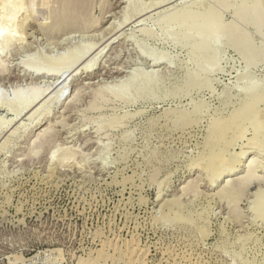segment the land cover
Segmentation results:
<instances>
[{"label": "rangeland", "instance_id": "obj_1", "mask_svg": "<svg viewBox=\"0 0 264 264\" xmlns=\"http://www.w3.org/2000/svg\"><path fill=\"white\" fill-rule=\"evenodd\" d=\"M77 1L0 0V264H264V0ZM190 7L210 25L174 19ZM250 85L257 109L219 145L243 156L212 175L211 123ZM30 86L40 96L14 103Z\"/></svg>", "mask_w": 264, "mask_h": 264}, {"label": "bare ground", "instance_id": "obj_2", "mask_svg": "<svg viewBox=\"0 0 264 264\" xmlns=\"http://www.w3.org/2000/svg\"><path fill=\"white\" fill-rule=\"evenodd\" d=\"M62 1H64L65 2V0H62ZM77 1V0H76ZM80 2L82 1V0H79ZM85 1V0H84ZM83 1V2H84ZM90 1V0H89ZM257 1V0H256ZM255 1V2H256ZM2 2H4V1H2ZM2 2H1V5H3L4 3H9V1L8 2H4L3 4H2ZM10 2H14V1H10ZM22 2V1H21ZM63 2V3H64ZM78 2V1H77ZM79 2V3H80ZM19 3V2H18ZM82 3V2H81ZM81 3H80V5H81ZM257 3H258V1H257ZM10 4H12V3H10ZM14 4H16V2H14ZM65 4V3H64ZM9 5V4H8ZM23 5V4H22ZM66 5V4H65ZM78 5V4H77ZM79 5V6H80ZM5 6V5H4ZM9 6H13V5H9ZM16 6H18V7H20L21 5H20V3L19 4H16V5H14V8H13V10L14 11H16V9L18 8V7H16ZM67 6V5H66ZM255 6H257V4H255ZM2 7V6H1ZM16 7V8H15ZM22 7H24V6H22ZM22 7H20V8H22ZM68 9H69V11H70V14L73 12V10H74V0H68ZM5 8V7H4ZM11 8V7H10ZM20 8H18V9H20ZM67 8H65V10H66ZM84 9H86V8H84ZM195 9V8H194ZM1 10H3V9H1ZM62 10V9H61ZM78 10V9H77ZM196 10V9H195ZM22 11V10H21ZM64 11V10H63ZM26 11H24V13H25ZM68 12V11H67ZM79 12H81V11H79ZM82 12H84V11H82ZM204 12V11H203ZM4 12H2L1 14H3ZM12 13H13V11H12ZM14 13H16V12H14ZM17 13H19L18 11H17ZM16 13V14H17ZM23 13V14H24ZM66 13V12H65ZM64 13V14H65ZM258 13H259V11H258ZM257 13V14H258ZM70 14L68 13V15H69V19L70 20H72V17L70 16ZM83 14H85V13H83ZM260 14V13H259ZM258 14V15H259ZM4 15V14H3ZM6 15H8L7 17H9V16H12L13 14H11V15H9V14H6ZM28 15V14H27ZM55 15V14H54ZM61 15V14H60ZM77 16H78V14H76ZM1 17H3V16H1ZM6 17V18H7ZM13 17H16V15L14 16L13 15ZM53 17V16H52ZM5 18V17H4ZM5 18V19H6ZM61 18H63V17H61ZM61 18H59V19H61ZM1 19V18H0ZM11 19H15V18H10L9 20H11ZM56 19V18H55ZM74 19H76V18H74ZM174 19L175 20H178L179 22H181V23H183L184 21H193L194 22V24L193 23H191V24H193L194 26H191V24H188V22L187 23H185V25L186 24H188V27L189 26H191L192 27V29H195L194 27H195V25H196V23H197V27L196 28H198V24H201V22L203 21H205V23L208 21L209 23H210V20L208 19V15H206V13L205 14H202L201 13V10H200V12H198V9H197V11H194L191 7L190 8H185V9H183V10H181V11H179L178 13H177V15L174 17ZM57 20V19H56ZM67 20V22H63L64 20H60V21H62V23L64 24V23H66L64 26H68L69 24H70V26L72 25L71 23H70V21H68V19H66ZM7 21V20H6ZM14 21V20H13ZM52 21V20H51ZM59 21V20H58ZM201 21V22H200ZM12 22V21H11ZM15 22V21H14ZM78 22H80V21H78ZM199 22V23H198ZM207 22V24H209ZM4 23V22H3ZM7 23H9V21L7 22ZM35 23V22H34ZM59 24L61 23V22H58ZM58 23H56V25H57V28L58 27H60V25L58 24ZM73 23H75L74 21H73ZM13 24V23H12ZM49 24H50V22H49ZM59 25V26H58ZM210 25V24H209ZM10 26H11V24H10ZM52 26V25H51ZM190 27V28H191ZM44 28V27H43ZM49 28V27H48ZM51 28V27H50ZM53 28V27H52ZM51 28V29H52ZM61 28H64L65 29V27H60L59 29H61ZM5 29V28H4ZM6 29H8V28H6ZM11 29V28H10ZM63 29V30H64ZM54 30V29H53ZM52 30V31H53ZM58 30V29H57ZM2 31H4V32H2ZM2 31H1V34H2V36L9 42V41H11L12 42V38H14L15 37V35L14 34H11V33H13L12 31H10L11 33H9V34H6L5 33V31L6 30H3L2 29ZM7 32H9V31H7ZM3 33H5V34H3ZM208 37V36H207ZM19 39V38H18ZM206 40H208L205 36H204V38H202V40H199V41H197V43H196V46L194 47L195 48V50L196 49H202V50H199V51H203L202 53L204 54V56H205V53L204 52H207V51H205V50H209V52H210V54L208 53L205 57H204V59L203 58H201V59H203V63H205L204 61H206V64L211 60V59H216V61L218 60V53H219V45L216 43V44H211V46H208V42L206 41ZM18 41H20V40H18ZM208 43V44H207ZM207 46H208V49H207ZM203 47H206V48H204V50H203ZM211 47V48H210ZM197 52V51H196ZM196 52H195V54H196ZM194 51L192 50V51H190V53H189V57H193L194 55ZM203 56V55H202ZM66 58H68V56H65ZM72 57V56H71ZM200 57L201 56H199V59H200ZM64 59V57L62 58V59H64V60H67V59ZM195 58V57H194ZM69 59H72V58H69ZM192 59V58H191ZM208 59H210V60H208ZM64 60H63V62H64ZM73 60V59H72ZM60 61V60H59ZM58 61V62H59ZM71 60H69V61H67V62H70ZM199 61H201L200 63H202V60H198L197 61V63L196 64H199ZM208 61V62H207ZM66 62V61H65ZM66 62V63H67ZM59 63H62V61L61 62H59ZM66 63H62V64H59V66L60 65H63V64H66ZM72 62H70L69 64H71ZM54 64H56V63H54ZM69 64H67V65H69ZM215 64H216V62H215ZM57 65V64H56ZM201 65V64H200ZM199 65V66H200ZM203 65H205V64H203ZM208 65V64H207ZM34 66V67H33ZM62 67V66H61ZM63 67H65V66H63ZM63 67H62V69H63ZM69 67H70V65H69ZM29 68H31V67H29ZM32 68L34 69V70H32V71H30L31 72V75H33V74H35V76H42V77H44V76H47V77H49V76H54V75H56V74H58V72L60 73V71H62V70H60L59 68L60 67H58V66H56V67H51V65H50V68H52V69H50V68H48L47 67V69H44L45 67H42V66H35V65H32ZM56 68V69H55ZM68 68V67H67ZM67 68H64V69H67ZM203 68H205V66L203 67ZM202 68V69H203ZM69 69V68H68ZM196 69H197V67H196ZM198 69H199V67H198ZM201 69V68H200ZM201 69V70H202ZM29 70V69H28ZM58 70H60V71H58ZM67 71V70H66ZM187 71H188V73L186 74L187 76L189 75V78H191L190 76H192L191 74H189L190 72H189V70L187 69ZM190 71H192L191 73L192 74H194L196 71L195 70H190ZM195 71V72H194ZM68 72V71H67ZM87 72H89V70L87 71ZM197 72L199 73V70H197ZM28 73V72H27ZM64 73V72H63ZM62 73V74H63ZM197 73V74H198ZM195 75V74H194ZM194 75H193V77H194ZM75 75L73 74V76H72V78L74 77ZM184 76V75H183ZM186 76V77H187ZM197 76V75H196ZM185 77V76H184ZM45 78V77H44ZM58 78V77H57ZM131 79H134V78H131ZM176 79V78H175ZM187 79V78H186ZM185 79V80H186ZM33 80V79H32ZM41 80V79H40ZM46 80V79H45ZM52 80V79H51ZM162 80V79H161ZM184 80V81H185ZM188 80V79H187ZM193 80V79H192ZM202 80H204V79H202ZM34 81H36V80H34ZM39 81V80H38ZM54 81V80H53ZM167 81V80H166ZM195 81V80H194ZM237 81H240V80H237ZM43 82V81H42ZM52 82V81H51ZM55 82V81H54ZM156 83L155 84H157L158 82H157V80L155 81ZM189 82H191V80L189 81ZM188 82V83H189ZM193 82V81H192ZM139 83V82H138ZM180 83H182L181 81H180ZM187 83V84H188ZM32 84H33V82H32ZM53 84V83H52ZM56 84V83H55ZM131 84V83H130ZM134 84V83H133ZM176 84V83H175ZM183 84H186L185 82L183 83ZM197 84V83H196ZM195 84V85H196ZM235 84H237V83H235ZM54 85V84H53ZM132 85V84H131ZM137 85V84H136ZM148 85V84H147ZM192 85H193V83H192ZM135 86V85H134ZM154 86H156V85H154ZM176 86V85H175ZM181 86V85H180ZM184 86V85H183ZM191 86V85H190ZM235 86H237V85H235ZM234 86V87H235ZM39 86H33V87H31L30 86V88H27L26 90H24L23 92H22V89L20 90V91H18L17 92V94H16V96H15V99H14V103H22L23 101H25V100H29V99H31V100H35V99H37L39 96H40V94L42 93V88L40 89V88H38ZM142 87V86H141ZM177 87V88H176ZM176 87H174V85H173V88L172 89H167V87H166V84H164V83H159L156 87H154V89H155V92H160V91H166V90H168L169 92H171V93H174V92H176V90L177 89H181L182 87H180L179 88V83H178V86H176ZM185 87H187V89L189 88L188 86H185ZM194 87V86H193ZM252 86L250 85V86H247L246 87V90H245V92H246V97L242 100V104H240V102H239V104H240V107H239V109L237 108L236 109V111H238V113L235 115V113H234V115H231V117H229V115H226V116H228L227 118L228 119H226V117L224 118L223 116H219V117H217V115H216V117H215V119H216V121L213 119V121H215V122H212L211 123V125L213 126L214 125V128L212 127V129H213V131H211V132H213V137H211L212 136V134L211 135H209L212 139H209V142H210V144H209V146H208V148H207V153L205 154V156H204V159L206 160V162L207 163H209V169L210 168H214V169H221V168H223L224 166H234L235 165V163H237V161H240L239 159H240V155H242L243 156V154H240V152L238 153V154H231V155H228L229 153H230V151H228V148L226 149L228 152V154L226 153V150H224L223 148H220L219 147V145H220V142H221V140H223L222 139V137L224 136V138H225V135H223V134H226L225 133V131L227 132V130H230L229 129V127H231V125H233V123L234 122H236L237 120H239V119H237V118H239V117H242L241 115L245 112V111H247V110H255V109H257V107H256V99H257V96L256 95H254L253 93H254V91L252 90V88H251ZM57 88V87H56ZM140 88V87H139ZM170 88H171V86H170ZM192 88V87H191ZM235 88H238V87H235ZM151 89V88H150ZM149 89V90H150ZM193 89V88H192ZM231 89V88H230ZM47 89H45V91H46ZM149 90H144V88L142 89V90H140L139 91V93L140 94H142V93H144L145 91H147L148 93H151ZM151 90H153V89H151ZM240 90V89H239ZM238 90V91H239ZM55 91V90H54ZM54 91H52V92H54ZM187 91V90H186ZM192 90H190V92H191ZM237 91V92H238ZM153 92V91H152ZM188 92V91H187ZM229 92H230V90H229ZM64 94V93H63ZM183 94H184V92H183ZM188 94H189V92H188ZM229 94H231V93H229ZM185 95H187L186 94V92H185ZM235 95V93L234 94H232L231 96H234ZM48 96V95H47ZM46 96V97H47ZM60 96H62V94L60 95ZM59 96V97H60ZM138 96H139V94H138ZM228 96V95H227ZM262 96V94L258 97V99L260 98ZM229 97H230V95H229ZM236 97V96H235ZM48 98V97H47ZM234 98V97H233ZM232 98V99H233ZM240 98V97H239ZM261 99H262V97H261ZM231 99L229 98L227 101H228V103H229V101H230ZM240 99H238L237 101H239ZM236 101V102H237ZM259 101H261L260 99L258 100V103H259ZM225 102H223L222 104L223 105H227L228 103H226V104H224ZM196 104H197V102H196ZM231 104V103H230ZM195 105V104H194ZM222 105V106H223ZM232 105V104H231ZM258 105V104H257ZM239 106V105H238ZM197 107H199V105H196V108ZM203 107V106H202ZM254 107H256L255 109H254ZM193 108H195V106L193 107ZM195 108V109H196ZM198 109V108H197ZM197 109H196V111H197ZM181 110V109H180ZM260 109H258L257 110V113H258V111H259ZM195 111V112H196ZM236 111H234V112H236ZM186 112V111H185ZM178 113H181V112H179L178 111ZM183 113V112H182ZM198 113V112H197ZM219 113V112H218ZM233 113V112H232ZM231 113V114H232ZM254 113H256V111L255 112H253V114ZM184 114V113H183ZM193 114H196V113H193ZM221 115V114H220ZM248 115V114H247ZM257 115V114H256ZM255 115V116H256ZM260 114H258V117H261V116H259ZM239 116V117H238ZM254 116V115H253ZM263 116V115H262ZM193 117V116H192ZM258 117H255V119L256 118H258ZM190 118V117H189ZM214 118V117H213ZM218 118V119H217ZM243 118V117H242ZM242 118H240L241 120H242ZM263 118H264V116H263ZM194 119V118H193ZM244 119V118H243ZM245 120V119H244ZM247 120V119H246ZM245 120V121H246ZM249 120V119H248ZM257 121V120H256ZM261 121H262V118H261ZM263 121H264V119H263ZM262 121V122H263ZM239 124H241V123H243V122H240V121H237ZM258 122H259V119H258ZM257 122V123H258ZM215 123V124H214ZM246 123V122H245ZM254 124L255 123V121L253 120V121H249L248 122V124ZM256 123V124H257ZM235 124V123H234ZM256 124L254 125L255 126V128H257V126H256ZM245 124L243 123V125H242V127L244 126ZM247 125V124H246ZM239 127H240V125H239ZM264 127V126H263ZM234 129L236 128H238V125H236V126H234L233 127ZM232 128V129H233ZM241 128V127H240ZM246 128V127H245ZM254 128V129H255ZM259 128V127H258ZM238 131H239V129H237ZM240 130H245L244 129V127H243V129L241 128ZM256 130V129H255ZM230 131H234V130H230ZM241 131V132H242ZM263 131V130H262ZM240 132V131H239ZM239 132H237V134H239ZM240 132V133H241ZM244 132V131H243ZM242 132V133H243ZM258 133L257 131H254L253 133ZM264 132V131H263ZM262 132V133H263ZM230 133H232V132H230ZM242 133L240 134L241 136H242ZM261 134V133H260ZM239 135V136H240ZM256 135H259V134H256ZM230 136V135H229ZM252 136H254V135H252ZM255 137H257V136H255ZM229 138H231L232 139V137H229ZM228 138V140H230ZM258 138H260V137H258ZM255 139H257V138H255ZM234 140V139H233ZM248 140L250 141L251 140V138L249 139L248 138ZM254 138L252 137V141H250L251 142V145H252V143L254 144ZM262 140V139H261ZM264 140V139H263ZM224 141H225V139H224ZM230 141H232V140H230ZM249 141H247V142H249ZM259 140L257 139V141L256 142H258ZM223 142V141H222ZM227 143L225 144L224 142H223V144H225V145H223V147L224 146H227V147H229L231 144H233L234 143V141H233V143L232 142H229V141H226ZM228 142L229 143H231V144H228ZM246 142V143H247ZM250 142H249V144H250ZM255 142V143H256ZM259 142H261V141H259ZM222 144V143H221ZM228 144V145H227ZM257 144V143H256ZM261 144V143H260ZM207 145H208V143H207ZM206 145V146H207ZM246 145H248V143L246 144ZM255 145V144H254ZM249 146V145H248ZM248 146H246L247 147V149H248ZM253 146V145H252ZM222 147V146H221ZM250 147V146H249ZM255 147V146H254ZM226 148V147H225ZM232 148H233V146H232ZM243 149H244V147H243ZM246 149V150H247ZM232 151H233V149H232ZM234 152V151H233ZM242 153H244V152H242ZM207 163H206V165H207ZM243 164V163H242ZM253 164V162L252 161H250L249 162V164H247L248 166H250V165H252ZM206 165H205V167H206ZM232 167H228V169H232ZM252 167H253V165H252ZM235 168V167H234ZM207 169V168H206ZM213 169V170H214ZM225 169H227V168H225ZM230 169V170H231ZM252 168H250V170H251ZM262 169H264V168H262ZM233 170V169H232ZM235 170V169H234ZM249 170V171H250ZM211 171V169L210 170H208V172H210ZM216 171V170H215ZM219 172H220V170H218ZM223 171V170H222ZM252 171V170H251ZM214 172V171H213ZM217 172V171H216ZM225 172H228V173H230L228 170L227 171H225ZM225 172H223V173H225ZM221 173V172H220ZM208 174V173H207ZM211 174H212V171H211ZM210 174V175H211ZM214 175L215 174H218V173H213ZM212 174V175H213ZM248 174L249 173H247V176H248ZM219 175V174H218ZM218 175H217V177H215V179L216 178H218ZM221 175V174H220ZM250 175V174H249ZM209 176V175H208ZM211 177H213V176H211ZM211 177H209V178H211ZM213 179H214V177H213ZM212 179V180H213ZM214 179V180H215ZM212 180H210V181H212ZM213 180V182L212 183H214L215 181ZM211 185V184H210ZM231 185V184H230ZM229 185V186H230ZM228 186V185H227ZM232 186V185H231ZM230 186V187H231ZM226 187V186H225ZM221 190H225V189H221ZM226 190H227V188H226ZM226 190L224 191V192H226ZM231 190H233L232 189V187L228 190L229 192L231 191ZM223 191H221L220 193L221 194H223V195H225L226 197L228 196L229 197V192H227L228 193V195H226V193L224 194V192ZM234 191H236V190H234ZM234 191H231V192H234ZM218 193V192H217ZM261 193V192H260ZM264 193V192H263ZM263 193H262V195H263ZM237 194V193H236ZM235 194V195H236ZM222 195V196H223ZM233 195V193H231V195L230 196H232ZM257 196H259V195H257ZM264 196V195H263ZM224 197V196H223ZM233 197V196H232ZM232 197H230V199L232 198ZM234 198V197H233ZM260 198V197H259ZM263 198V197H262ZM256 200V199H255ZM258 200V199H257ZM261 200V199H260ZM263 200V199H262ZM264 201V200H263ZM255 202V201H254ZM253 203V202H252ZM262 203V202H261ZM181 204V203H180ZM179 204V205H180ZM209 204V203H208ZM256 204V203H255ZM258 204H259V202H258ZM179 205H177V207L179 206ZM260 205V204H259ZM262 205L264 206V204L262 203ZM262 206V207H263ZM171 207V206H170ZM261 207V209H263V211H264V207L262 208ZM180 208V207H179ZM196 208V207H195ZM206 208V207H205ZM254 208H256V207H254ZM203 209V208H202ZM258 209H260V207L258 208ZM258 209H255V210H258ZM258 210V211H256V212H262V210ZM203 210H205V209H203ZM172 211V210H171ZM174 212V211H173ZM197 212V211H196ZM255 212V211H254ZM191 214H192V212H190ZM263 213V212H262ZM206 214H208V213H206ZM262 216H263V214H262ZM208 219V218H207ZM206 219V220H207ZM207 223V222H206ZM200 225V224H199ZM136 247V246H135ZM133 248V247H132ZM134 249V248H133ZM135 250V249H134ZM133 250V251H134ZM144 250V249H143ZM148 251V250H147ZM143 252V251H142ZM144 252H145V250H144ZM143 252V253H144ZM142 253V254H143ZM141 254V253H140ZM145 254V253H144ZM137 255V254H136ZM139 255V254H138ZM140 256V255H139ZM144 256V255H143ZM141 258V257H140ZM137 259V258H136ZM138 260V259H137ZM143 261V260H142ZM145 261V260H144Z\"/></svg>", "mask_w": 264, "mask_h": 264}]
</instances>
